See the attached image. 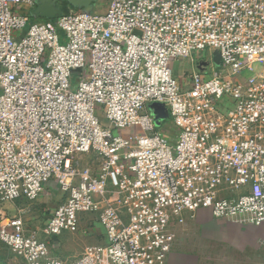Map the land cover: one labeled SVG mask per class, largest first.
<instances>
[{
  "label": "built area",
  "instance_id": "2783aa9c",
  "mask_svg": "<svg viewBox=\"0 0 264 264\" xmlns=\"http://www.w3.org/2000/svg\"><path fill=\"white\" fill-rule=\"evenodd\" d=\"M106 1L52 23L0 0V238L27 264H168L202 210L264 224V0ZM53 181L42 233L99 237L70 261L7 207Z\"/></svg>",
  "mask_w": 264,
  "mask_h": 264
},
{
  "label": "rangeland",
  "instance_id": "374dc122",
  "mask_svg": "<svg viewBox=\"0 0 264 264\" xmlns=\"http://www.w3.org/2000/svg\"><path fill=\"white\" fill-rule=\"evenodd\" d=\"M107 1L98 0L95 4L94 10L101 12L106 9ZM64 8L74 9L66 2L63 3ZM63 41V40H62ZM208 50L200 53V57L206 56ZM195 59L196 54H193ZM218 63L214 61V56L211 60L203 64L202 59L198 62H193L190 57L180 58L174 62V71L179 78H182L185 72H192L194 68H205L212 72L217 69ZM253 71L261 73L263 71V64L255 62L253 64ZM79 78L77 72H73L69 77L70 88L76 91V79ZM157 119L165 128L170 127V119H167V112L161 104H158ZM153 108L149 105V110ZM102 122L105 123L104 114H100ZM164 121V122H163ZM114 133H117L115 131ZM81 164L85 161H90L92 154H77ZM54 182V181H53ZM48 187H46L47 189ZM58 187L55 185V189ZM56 198L50 196H40L35 200L21 199L16 203H10L9 215L21 214L25 224L29 227L34 220L46 222V213L48 208L56 207L62 195V191H57ZM54 195V194H53ZM51 205V206H50ZM50 206V207H49ZM249 225L235 223L226 219L214 217L208 211H200L197 214L195 222L176 242L171 255L168 259V264H255L254 259L250 258L249 254L245 252L246 247L242 244L241 238L243 235L250 233ZM264 225V224H263ZM256 226V225H254ZM262 226V225H260ZM70 233V232H63ZM62 233V234H63ZM81 235V232L76 233ZM83 235V234H82ZM237 237V238H236ZM71 242V241H68ZM71 253L69 250L66 251ZM0 264H27L24 256L19 251L8 247L0 238Z\"/></svg>",
  "mask_w": 264,
  "mask_h": 264
},
{
  "label": "crops",
  "instance_id": "0c3cea01",
  "mask_svg": "<svg viewBox=\"0 0 264 264\" xmlns=\"http://www.w3.org/2000/svg\"><path fill=\"white\" fill-rule=\"evenodd\" d=\"M55 185L56 184L54 182L48 183L47 187H51V191H52V195H48L50 196V198L57 197L56 193L58 191V188L55 189ZM7 207L10 209V204H8ZM32 223L33 224L31 225V227L30 226L28 227L26 225L27 229L30 231L38 229L40 231L41 237L46 239L47 236H45L42 233V229L45 225V222L43 223L42 221L34 220ZM97 226L98 229L102 230V228L99 225ZM249 229H250V233L245 234L242 237L240 236L242 244L246 247L245 252L249 254L250 258L254 259L255 264H264V225L262 226L249 225ZM184 233L185 232H183L180 236H182ZM98 239L99 237L95 235L84 236L82 234L78 235L76 233H63L56 237L47 238L51 248V254L64 261H70L75 257L79 256L83 252L87 244L95 243L98 241ZM67 250H69L71 253L68 254L66 252Z\"/></svg>",
  "mask_w": 264,
  "mask_h": 264
},
{
  "label": "water",
  "instance_id": "95a60500",
  "mask_svg": "<svg viewBox=\"0 0 264 264\" xmlns=\"http://www.w3.org/2000/svg\"><path fill=\"white\" fill-rule=\"evenodd\" d=\"M98 0H36L35 6L30 10L34 18H44L56 23L62 15L63 3H67L76 9H82L85 12L93 11Z\"/></svg>",
  "mask_w": 264,
  "mask_h": 264
}]
</instances>
